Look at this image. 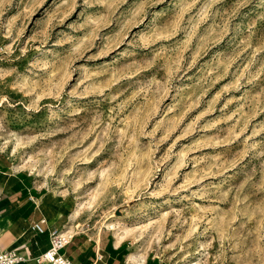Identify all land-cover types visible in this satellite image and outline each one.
<instances>
[{
	"label": "rangeland",
	"instance_id": "374dc122",
	"mask_svg": "<svg viewBox=\"0 0 264 264\" xmlns=\"http://www.w3.org/2000/svg\"><path fill=\"white\" fill-rule=\"evenodd\" d=\"M0 161L70 235L264 264V0H0Z\"/></svg>",
	"mask_w": 264,
	"mask_h": 264
},
{
	"label": "crops",
	"instance_id": "0c3cea01",
	"mask_svg": "<svg viewBox=\"0 0 264 264\" xmlns=\"http://www.w3.org/2000/svg\"><path fill=\"white\" fill-rule=\"evenodd\" d=\"M52 209L48 192L37 187L31 175L0 161V251L14 249L27 259L19 264H35L32 259L48 249V233L55 228ZM42 220L45 232L39 234L32 226ZM116 234L100 241L84 233L74 234L61 253L76 264H156L154 259L131 260L135 255L129 244L124 239L116 241Z\"/></svg>",
	"mask_w": 264,
	"mask_h": 264
},
{
	"label": "built area",
	"instance_id": "2783aa9c",
	"mask_svg": "<svg viewBox=\"0 0 264 264\" xmlns=\"http://www.w3.org/2000/svg\"><path fill=\"white\" fill-rule=\"evenodd\" d=\"M45 222L34 223L32 229L39 234L45 232ZM73 235L63 232L57 228L51 229L48 233L49 247L41 255L32 259L35 264H76L66 258L61 251L70 244ZM27 259L14 249L0 251V264H19L26 262Z\"/></svg>",
	"mask_w": 264,
	"mask_h": 264
},
{
	"label": "bare ground",
	"instance_id": "6f19581e",
	"mask_svg": "<svg viewBox=\"0 0 264 264\" xmlns=\"http://www.w3.org/2000/svg\"><path fill=\"white\" fill-rule=\"evenodd\" d=\"M116 237H118V239H116V241H117V240H118V241H121V240L124 238V236H123V235H120L119 233L116 234ZM130 259H131V260H135L137 263H142V262H143L142 258H139V257H136V256L131 257Z\"/></svg>",
	"mask_w": 264,
	"mask_h": 264
},
{
	"label": "trees",
	"instance_id": "16d2710c",
	"mask_svg": "<svg viewBox=\"0 0 264 264\" xmlns=\"http://www.w3.org/2000/svg\"><path fill=\"white\" fill-rule=\"evenodd\" d=\"M157 264V263H156Z\"/></svg>",
	"mask_w": 264,
	"mask_h": 264
}]
</instances>
